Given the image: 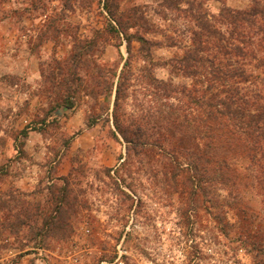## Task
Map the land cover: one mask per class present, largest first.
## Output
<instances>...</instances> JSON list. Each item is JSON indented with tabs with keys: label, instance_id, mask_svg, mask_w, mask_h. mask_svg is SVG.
Returning <instances> with one entry per match:
<instances>
[{
	"label": "rangeland",
	"instance_id": "obj_1",
	"mask_svg": "<svg viewBox=\"0 0 264 264\" xmlns=\"http://www.w3.org/2000/svg\"><path fill=\"white\" fill-rule=\"evenodd\" d=\"M107 1L129 34L151 44L134 38L129 45L125 36L110 34ZM203 2L216 16L224 5L251 4ZM180 3L0 0V202H7L0 206V264H264V205L255 186H238L233 196L218 188L204 197L185 174L174 178L177 164L163 149L171 146L166 133L175 142L191 135L184 125L173 124L171 132L161 125L169 112H193L178 91L191 90L196 80L172 66L192 46L196 28L178 10ZM134 7L146 27L134 25ZM76 56L84 63L73 61ZM122 72L129 77V97L119 114L125 128L132 122L150 129L144 148L115 129L114 93ZM154 79L176 92L156 90ZM242 86L264 92L260 80ZM71 95L69 109L61 102ZM62 186H68L72 210L60 214L59 228L52 223L37 234ZM13 199L35 213V221L16 232L1 224L19 213ZM238 199L251 205H227Z\"/></svg>",
	"mask_w": 264,
	"mask_h": 264
},
{
	"label": "trees",
	"instance_id": "obj_2",
	"mask_svg": "<svg viewBox=\"0 0 264 264\" xmlns=\"http://www.w3.org/2000/svg\"><path fill=\"white\" fill-rule=\"evenodd\" d=\"M170 1L181 2L177 6L178 10L186 11L196 26L192 32V46L182 57L172 61L174 68L196 80L191 90L182 88L178 91L185 95L193 112L190 114L184 111L177 117L174 111L169 112L172 116L162 117L161 123L162 128H167L169 132L173 124H181V127L184 125L183 130H190L191 133L187 135L189 138L183 137L176 142L173 139L174 134L166 133L163 136L171 145L168 149L163 146L164 152L172 154V164H177V169L173 172L174 178L185 174L196 192L204 197L218 188L228 190L233 196L232 191L238 190V186H255L254 189L262 198L260 202L264 205V92L242 86L258 80L264 83V0H249L251 4L245 8L224 5L217 16L209 12L203 0ZM219 1L224 3L225 0ZM104 6L109 14L107 31L110 34L125 36L129 45L134 38L142 45L151 44L143 36L127 32V25L110 2L107 1ZM132 12L136 21L134 25L141 23L140 26L146 27L141 10L134 7ZM218 25L225 26V29ZM78 58L76 56L73 61L84 63ZM85 65H88L87 59ZM254 69L260 70L259 74H256ZM128 78L126 72L118 76L114 93L113 122L116 131L127 143L144 148L151 143L150 129L144 128L143 124L132 122L125 128L119 114L122 102L129 97ZM73 81L79 83L82 80L77 78ZM154 85L156 90L169 93V96L171 92H176L175 87L164 80H155ZM72 96L64 98L61 105L73 108L75 102ZM97 120L94 118L89 121L88 126L95 125ZM156 127L157 125L152 126L154 129ZM116 131L113 133L118 138ZM159 141L162 146L161 136ZM175 154L178 156L175 157ZM179 158L185 160L184 165ZM179 165L182 168H179ZM67 188L62 186L63 192L59 191L54 196L56 203L46 218H43L42 228L37 234H44L43 229H49L52 223L59 228L58 223L64 220H61L60 214L63 210H72L65 192ZM13 201L17 202L16 210L19 213L13 216L12 223L7 218L1 224L16 232L35 221V213L30 212L28 206L23 208L26 202L22 203L20 199ZM227 205L236 209L241 206L246 210L251 204H242L238 199L227 202ZM0 206H7V202H0ZM7 210H12V207ZM37 210L38 213L43 212V209ZM221 216L219 213L214 214L220 223Z\"/></svg>",
	"mask_w": 264,
	"mask_h": 264
}]
</instances>
